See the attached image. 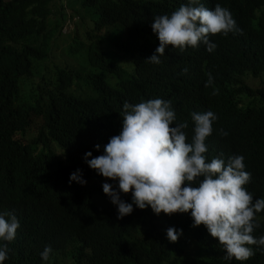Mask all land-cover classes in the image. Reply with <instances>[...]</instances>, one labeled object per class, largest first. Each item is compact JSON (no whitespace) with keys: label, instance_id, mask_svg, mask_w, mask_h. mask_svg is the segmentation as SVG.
I'll return each mask as SVG.
<instances>
[{"label":"trees","instance_id":"16d2710c","mask_svg":"<svg viewBox=\"0 0 264 264\" xmlns=\"http://www.w3.org/2000/svg\"><path fill=\"white\" fill-rule=\"evenodd\" d=\"M188 1L0 0V214L20 224L13 241L0 240L8 245L3 264H264L259 245L249 246L254 255L246 261L228 259L203 224L193 226L190 211L157 215L133 204L118 218L99 185L110 179L85 161L121 132L123 103L161 98L176 114L173 126L187 123V143L191 114L212 111L206 162L242 155L251 173L244 187L253 202L264 198V0H197L193 6L228 9L237 31L210 36L212 52L203 43L168 46L161 63L150 62L159 46L154 18ZM68 22L75 28L57 63L56 41ZM78 169L84 185L69 183ZM110 184L118 190V181ZM120 197L132 203L131 192ZM256 223L258 239L264 212ZM169 227L182 230L176 242Z\"/></svg>","mask_w":264,"mask_h":264},{"label":"clouds","instance_id":"9594fccd","mask_svg":"<svg viewBox=\"0 0 264 264\" xmlns=\"http://www.w3.org/2000/svg\"><path fill=\"white\" fill-rule=\"evenodd\" d=\"M189 0L171 15L156 16L152 30L158 35L159 46L148 58L161 63L160 56L168 46L183 51L187 47L206 45L212 52L216 45L209 37L237 31L231 12L217 4L214 9L196 5ZM186 71V69H185ZM135 104V105H133ZM123 126L118 135L112 136L104 146V154L88 159L89 167L110 180L100 183L111 202L118 207V218L133 211V204L140 209L150 206L155 214L161 212L191 213L193 226L203 224L210 235L223 246L228 259H250L254 252L250 245L264 246V236L255 238L252 233L259 227L256 214L264 212V198L256 199L244 187L251 180L245 171L244 157H230L227 164L222 158L206 162L208 151L205 140L212 134L217 116L212 111L192 113L195 123L192 143L186 142L187 123L173 126L176 114L170 101L161 98L139 97L122 104ZM221 135H227L221 130ZM97 149L100 145L95 146ZM202 177L198 186H192ZM87 183L78 169L70 175L69 183ZM118 181V190L112 182ZM120 192L132 193V203L123 201ZM5 215L10 219H6ZM19 220L11 213L0 214V240L13 241ZM167 238L176 242L179 232L174 227L166 230ZM51 246L41 253L49 259ZM8 245L0 247V264L7 259Z\"/></svg>","mask_w":264,"mask_h":264},{"label":"rangeland","instance_id":"374dc122","mask_svg":"<svg viewBox=\"0 0 264 264\" xmlns=\"http://www.w3.org/2000/svg\"><path fill=\"white\" fill-rule=\"evenodd\" d=\"M75 28V24L73 23V22H68V25L64 28V30H63V37H59V38H57V41H56V47H57V49H56V54L58 55V56H56V57H54L53 58V61H55V62H62V60L64 61L65 59H64V57L63 56H61V50L62 49H64L65 47H67V45L69 44V36L68 35H66V34H68V33H70L73 29ZM81 32H83V31H81ZM60 60V61H59ZM54 67V66H53ZM252 83L254 84V85H257L258 84V82L257 81H252ZM190 251V253H194L195 251H194V249H191V250H189Z\"/></svg>","mask_w":264,"mask_h":264}]
</instances>
